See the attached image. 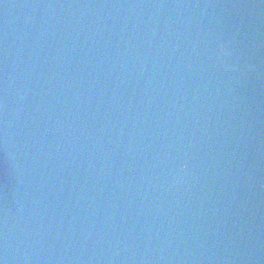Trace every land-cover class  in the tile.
Instances as JSON below:
<instances>
[{"label": "water", "instance_id": "obj_1", "mask_svg": "<svg viewBox=\"0 0 264 264\" xmlns=\"http://www.w3.org/2000/svg\"><path fill=\"white\" fill-rule=\"evenodd\" d=\"M2 264H264V0H0Z\"/></svg>", "mask_w": 264, "mask_h": 264}, {"label": "snow or ice", "instance_id": "obj_2", "mask_svg": "<svg viewBox=\"0 0 264 264\" xmlns=\"http://www.w3.org/2000/svg\"><path fill=\"white\" fill-rule=\"evenodd\" d=\"M0 264H2V262H0Z\"/></svg>", "mask_w": 264, "mask_h": 264}]
</instances>
